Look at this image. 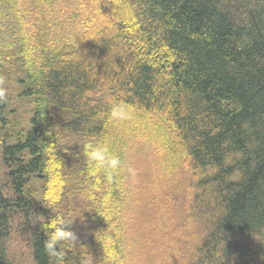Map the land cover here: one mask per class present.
<instances>
[{"label": "trees", "instance_id": "16d2710c", "mask_svg": "<svg viewBox=\"0 0 264 264\" xmlns=\"http://www.w3.org/2000/svg\"><path fill=\"white\" fill-rule=\"evenodd\" d=\"M0 78V264H264V0H0Z\"/></svg>", "mask_w": 264, "mask_h": 264}, {"label": "clouds", "instance_id": "9594fccd", "mask_svg": "<svg viewBox=\"0 0 264 264\" xmlns=\"http://www.w3.org/2000/svg\"><path fill=\"white\" fill-rule=\"evenodd\" d=\"M118 9L119 7H117ZM117 10H114L112 19L118 21L121 18V14L117 15ZM3 84L4 81L0 78V99L6 97V89L3 87ZM106 102L110 106L108 116L112 121L129 119V110L121 102L116 101L114 98H108ZM81 155L88 162L93 163L97 169L104 170L109 179L119 174L122 170L121 158L111 152L107 143L96 145L85 144L77 158ZM128 172L133 176L135 175V171L132 168H128ZM58 182L59 176H53L50 181V187L56 185ZM75 220L54 217L49 223L44 225V231L47 237L44 242L45 250L50 256L57 257L61 261V264H72L69 259L66 262L65 258L68 252H71L79 243L78 234L72 228ZM79 264H89V261L86 258H81Z\"/></svg>", "mask_w": 264, "mask_h": 264}, {"label": "rangeland", "instance_id": "374dc122", "mask_svg": "<svg viewBox=\"0 0 264 264\" xmlns=\"http://www.w3.org/2000/svg\"><path fill=\"white\" fill-rule=\"evenodd\" d=\"M6 186V178H5V169L2 163V158H1V145H0V189ZM12 242L14 243L12 245V254L14 256H16V258L18 259L19 262H24L25 260L22 258L26 252H27V248H26V240L24 235L19 234L14 235L12 238Z\"/></svg>", "mask_w": 264, "mask_h": 264}]
</instances>
